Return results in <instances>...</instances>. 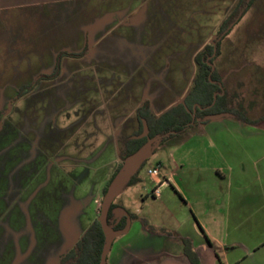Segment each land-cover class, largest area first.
I'll return each mask as SVG.
<instances>
[{"label":"rangeland","instance_id":"obj_1","mask_svg":"<svg viewBox=\"0 0 264 264\" xmlns=\"http://www.w3.org/2000/svg\"><path fill=\"white\" fill-rule=\"evenodd\" d=\"M240 2L45 0L0 7V264L60 263L99 219L106 176L124 162V137L139 129L137 108L148 100L161 113L184 102L199 73L197 54L222 33L214 66L233 69L227 83L257 101L252 115L264 114V0L243 13ZM58 63L57 77L37 82ZM179 136L157 147L139 183L115 199L164 239L166 230L183 225L203 230L186 203L189 195L197 210V195L207 197L196 174L184 191L168 184L153 195L149 167L180 164L197 140ZM253 221L252 240L264 244V214ZM261 250L241 264H264Z\"/></svg>","mask_w":264,"mask_h":264},{"label":"crops","instance_id":"obj_2","mask_svg":"<svg viewBox=\"0 0 264 264\" xmlns=\"http://www.w3.org/2000/svg\"><path fill=\"white\" fill-rule=\"evenodd\" d=\"M43 1L0 0V7ZM214 67L222 79L221 95L227 94V105L241 110L257 122L245 123L231 114L193 125L183 134L189 135L188 139L196 137L197 140L188 145L185 159L180 164L176 161L174 165L159 161L149 167L159 168V175L151 176L157 184L154 190L157 188L158 194L153 191L156 198L161 195V186L174 184L184 191L183 184L193 183L197 175V180L203 184L202 189L206 187L207 197L204 194L197 195L196 202L200 204L196 210L189 195L185 196L187 205L198 216L202 232L195 224L183 225L174 232L166 230L164 234H168V237L164 239L155 229L135 219L126 232L115 238L108 254V264H194L186 252V241L195 251L199 264H241L262 251L264 244L252 239L253 231L258 229L254 217L258 219L264 214V114L252 115L257 101L247 102L243 93L238 94L236 87L227 83L226 73L233 69L229 66L219 69ZM183 143L180 146H184ZM163 144L155 143L153 152ZM190 156H196V160L193 161ZM181 168L184 171L180 176L178 170ZM139 178L140 181V174ZM109 180L107 175L101 193ZM209 183L211 187L205 185ZM209 197L211 201L205 207V199ZM122 206L127 213L130 212ZM202 214L208 216L202 219Z\"/></svg>","mask_w":264,"mask_h":264},{"label":"trees","instance_id":"obj_3","mask_svg":"<svg viewBox=\"0 0 264 264\" xmlns=\"http://www.w3.org/2000/svg\"><path fill=\"white\" fill-rule=\"evenodd\" d=\"M253 2L254 0H241L240 8L242 9V13L247 11ZM231 21H227L228 23L226 26H229ZM226 28L227 27H224L223 29L225 30ZM224 30L222 31L224 32ZM220 42V40H216V46L214 44H208L202 52L197 54L196 61L199 64V73L195 80V85L188 93L183 103H178L161 113H155L151 109V105L148 100H145L137 108L139 129L133 135L126 136L123 140L124 145L120 151V156L124 161L128 156L140 150L149 139L159 138L158 143L163 144L166 141L184 133L193 125L208 122L209 120L205 118L208 114L225 111L230 112L232 117L239 121L249 124L257 122V120L250 119L241 110L229 107L226 103L227 94L221 95V92L223 91L221 86L222 79L219 72L216 69H213L212 65L210 64L214 62V57L211 56L215 52V48V57L220 54ZM58 72L59 70L50 77H54ZM30 89H32V86L24 88L20 95L25 94ZM217 92L219 94L217 96L216 102L212 105L214 101V94ZM144 124H146L148 127L147 136H142ZM153 151L154 148L152 149V152ZM146 161L147 158L143 160L140 168L132 175L126 187L139 181V171L144 166ZM121 166L122 165H120L119 168L114 172L107 186L104 188L103 197L105 196L112 179ZM116 205L117 204L114 201L108 215V222L111 226H113L116 220L115 214L113 212V208ZM128 216H130L132 220L137 218L136 214L132 212H128ZM125 224L126 220L123 219V221L118 226L119 229L123 228ZM104 244L105 234L99 219H96L78 238L70 250L61 256L59 264H100L101 252ZM186 252L194 264H199L195 251L192 250L187 241Z\"/></svg>","mask_w":264,"mask_h":264},{"label":"water","instance_id":"obj_4","mask_svg":"<svg viewBox=\"0 0 264 264\" xmlns=\"http://www.w3.org/2000/svg\"><path fill=\"white\" fill-rule=\"evenodd\" d=\"M220 39V38H219ZM216 46V43H215ZM216 51V48H215ZM212 68L214 69V65ZM218 92L214 94V101L212 105L216 102ZM231 113L223 112V113H214L208 114L206 116L207 119H218L223 116H229ZM148 134V127L144 124V130L142 136ZM159 138L149 139L147 143L137 152L133 153L132 155L128 156L125 161L123 162L121 168L117 171L116 175L112 179L108 190L103 197L99 221L101 223L103 232L105 234V244L103 246L100 258V264H107L108 254L112 248L113 242L115 238L126 232L128 227L130 226V222L128 223L127 227L122 230H117L113 226H111L108 222V215L111 209L113 202L115 201L118 194L124 190L126 185L128 184L129 180L131 179L132 175L140 168L143 160H145L151 153L152 149L154 148V144L158 143ZM125 213H127L125 211Z\"/></svg>","mask_w":264,"mask_h":264},{"label":"flooded vegetation","instance_id":"obj_5","mask_svg":"<svg viewBox=\"0 0 264 264\" xmlns=\"http://www.w3.org/2000/svg\"><path fill=\"white\" fill-rule=\"evenodd\" d=\"M222 36H224L223 35V33H222V35L221 36H219L218 37V39H217V41H219L221 38H222ZM220 38V39H219ZM216 43V42H215ZM215 43H214V45H215ZM216 55V51L213 53V55L211 56V57H213V56H215ZM210 57V58H211ZM213 64V63H212ZM214 65V64H213ZM60 69H61V63H58L57 64V69L55 70V72H53L52 74H46V75H42V76H40L39 77V79L37 80V82L38 81H42V80H44V79H52V78H54V77H57L59 74H60ZM59 70V72L57 73V75H55L54 77H50L51 75H53V74H55L57 71ZM31 86H33V85H31ZM183 103V102H182ZM135 133V132H134ZM133 133V134H134ZM133 134H131V135H133ZM148 135V134H147ZM147 135H144V136H147ZM130 136V135H129ZM126 137V136H125ZM124 137V138H125ZM124 140V139H123ZM123 141H122V146H121V148L119 149L120 151H121V149L123 148ZM119 151V152H120ZM119 155H120V153H119ZM117 205L113 208V212H114V214H115V217H116V220H115V222H114V224H113V227L115 228V229H117V230H122V229H125L126 227H127V225H128V223L130 222V225L132 224V222L135 220V219H131L130 218V216H128V213H125V208H123V206L121 205V204H119V203H116ZM123 219H125L126 220V224H125V226L123 227V228H120L119 229V225H120V223L123 221Z\"/></svg>","mask_w":264,"mask_h":264},{"label":"built area","instance_id":"obj_6","mask_svg":"<svg viewBox=\"0 0 264 264\" xmlns=\"http://www.w3.org/2000/svg\"><path fill=\"white\" fill-rule=\"evenodd\" d=\"M148 173L151 175V176H158L159 175V168L158 167H153V168H150L148 170ZM158 183H161L160 180L157 181ZM154 194H158V189L156 188L154 190Z\"/></svg>","mask_w":264,"mask_h":264}]
</instances>
